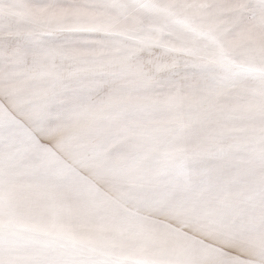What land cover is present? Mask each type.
Instances as JSON below:
<instances>
[{"label":"clouds","instance_id":"9594fccd","mask_svg":"<svg viewBox=\"0 0 264 264\" xmlns=\"http://www.w3.org/2000/svg\"><path fill=\"white\" fill-rule=\"evenodd\" d=\"M5 101L51 143L0 146V264L264 251V0H0Z\"/></svg>","mask_w":264,"mask_h":264},{"label":"snow or ice","instance_id":"6c2138e0","mask_svg":"<svg viewBox=\"0 0 264 264\" xmlns=\"http://www.w3.org/2000/svg\"><path fill=\"white\" fill-rule=\"evenodd\" d=\"M87 38V34L80 33L68 34L63 37L70 41ZM172 75L179 77L181 72L177 70ZM50 143L51 140L41 123L25 118L14 102H0V146L6 145L16 150L30 148L48 151ZM60 164L67 167L63 161H60ZM227 255L228 253L225 252L218 257V264H227ZM256 256V264H264V251L257 252Z\"/></svg>","mask_w":264,"mask_h":264}]
</instances>
